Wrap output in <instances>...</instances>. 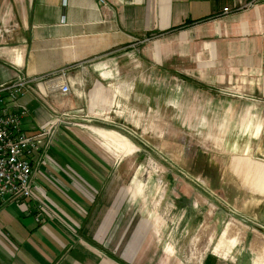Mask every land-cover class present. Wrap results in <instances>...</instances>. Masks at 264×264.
Wrapping results in <instances>:
<instances>
[{
  "label": "crops",
  "instance_id": "obj_1",
  "mask_svg": "<svg viewBox=\"0 0 264 264\" xmlns=\"http://www.w3.org/2000/svg\"><path fill=\"white\" fill-rule=\"evenodd\" d=\"M234 5L242 7L223 12ZM61 67L69 91L40 99L25 93L22 126L38 130L55 108L81 120L57 126L38 168L33 188L44 219L27 213L24 203L0 207V264H183L145 239L121 256L104 245L120 197L101 163L112 162L111 146L122 153L132 147L120 132L124 121L157 127L159 102L181 111L165 119L170 125L228 124L211 138L204 131V138L236 151L227 167L243 187L264 194V0H0V82ZM176 79L183 89L170 108ZM86 113L93 117L88 125L80 123ZM81 159L101 172H89ZM47 175L61 200L41 182ZM148 222L139 219L132 235L153 238ZM215 253L198 264H249Z\"/></svg>",
  "mask_w": 264,
  "mask_h": 264
},
{
  "label": "rangeland",
  "instance_id": "obj_2",
  "mask_svg": "<svg viewBox=\"0 0 264 264\" xmlns=\"http://www.w3.org/2000/svg\"><path fill=\"white\" fill-rule=\"evenodd\" d=\"M176 80L170 108L177 106V93L183 89ZM162 103L157 105V127H136L124 121L120 132L132 147L117 153L111 146L112 162L101 163L112 176L115 199L120 197L117 221L111 229L114 233L104 245L121 256L134 252L145 239L143 243L151 248L174 252L183 264H198L214 251H223L215 255L225 260L242 258L249 264H264V194L243 187L227 167L238 156L236 151L216 147L214 140L204 138V131L211 138L214 130L222 133L228 124L170 125L165 119L179 117L181 111L164 110ZM86 118L93 117L86 113L80 123H91ZM99 123L107 124L104 120ZM81 165L93 174L102 170L88 160L81 159ZM41 182L52 197L62 199L60 187L50 175ZM121 187L126 188L123 194L118 193ZM142 218L149 220V237L153 238L132 235ZM220 242L224 243L222 249L217 248Z\"/></svg>",
  "mask_w": 264,
  "mask_h": 264
},
{
  "label": "built area",
  "instance_id": "obj_3",
  "mask_svg": "<svg viewBox=\"0 0 264 264\" xmlns=\"http://www.w3.org/2000/svg\"><path fill=\"white\" fill-rule=\"evenodd\" d=\"M240 7L224 6L223 12ZM65 74V67L35 75L18 72L14 78L0 82V207L24 203L25 211L35 210L39 221L44 219V202L37 198L33 188L38 168L46 161L57 126L79 121L70 112L55 108L38 130H25L22 121L28 106L19 98L25 93L38 99L54 90L67 93L70 84ZM39 81L44 89L36 85Z\"/></svg>",
  "mask_w": 264,
  "mask_h": 264
}]
</instances>
